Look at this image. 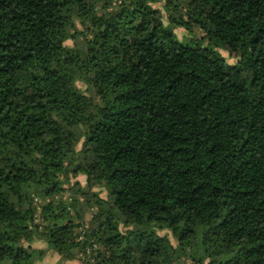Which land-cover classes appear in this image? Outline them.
<instances>
[{
    "label": "trees",
    "instance_id": "obj_1",
    "mask_svg": "<svg viewBox=\"0 0 264 264\" xmlns=\"http://www.w3.org/2000/svg\"><path fill=\"white\" fill-rule=\"evenodd\" d=\"M48 250L264 264V0H0V264Z\"/></svg>",
    "mask_w": 264,
    "mask_h": 264
},
{
    "label": "rangeland",
    "instance_id": "obj_2",
    "mask_svg": "<svg viewBox=\"0 0 264 264\" xmlns=\"http://www.w3.org/2000/svg\"><path fill=\"white\" fill-rule=\"evenodd\" d=\"M157 7V6H156ZM155 7V8H156ZM164 14V12H163ZM80 27V26H78ZM80 30H84L83 28ZM175 31L177 32L179 38L183 41L185 40H189V39H198V40H202V37H203V32L197 28V27H194L193 30H188L184 27H177L175 28ZM83 36H80L77 41H79L81 43V39H82ZM75 38L71 39L68 43L73 45V43L75 42ZM208 43V42H205V44ZM216 49L219 50V52L224 56L225 60L227 63L229 64H236L238 62V59L236 57H234L233 55H231L228 51L227 48H219V47H216ZM77 84L83 89L86 91V84L83 83V82H77ZM78 179L80 180V182L83 183V185H86L85 183V176L82 174V175H79L78 176ZM96 190H99L98 188H95ZM78 195H75V194H72L70 191H66L64 193V197H63V200L65 202H68L71 198H77ZM92 219V212H88L86 214V220L87 221H90ZM163 232L165 233H169L168 230L164 231L162 230ZM209 248L211 249L212 247L209 246ZM256 251H260L259 249L256 250ZM203 255L206 256V259H207V262L208 261H212V260H216L217 263L219 262H222L224 261L225 259H229V258H232L234 255H237V253H228V254H225V255H221V256H218L216 258L212 257L209 252H204ZM238 255L240 256H243V254H240L238 253ZM187 263L191 264V260H187ZM40 264H81L80 261L78 260H72V259H62L60 255H58L57 253H55L54 251H51V250H48L46 256L44 257L43 261L40 263Z\"/></svg>",
    "mask_w": 264,
    "mask_h": 264
}]
</instances>
